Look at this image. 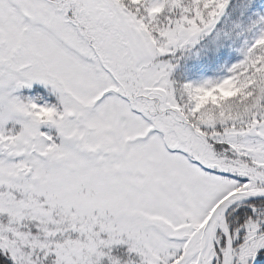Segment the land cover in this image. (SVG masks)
<instances>
[{"label": "snow or ice", "instance_id": "obj_1", "mask_svg": "<svg viewBox=\"0 0 264 264\" xmlns=\"http://www.w3.org/2000/svg\"><path fill=\"white\" fill-rule=\"evenodd\" d=\"M0 264H264V0H0Z\"/></svg>", "mask_w": 264, "mask_h": 264}, {"label": "trees", "instance_id": "obj_2", "mask_svg": "<svg viewBox=\"0 0 264 264\" xmlns=\"http://www.w3.org/2000/svg\"><path fill=\"white\" fill-rule=\"evenodd\" d=\"M176 55L181 58V62L177 65V69L173 75L176 79H183V74L188 69V66L191 65L192 60L190 57H183L180 52H178Z\"/></svg>", "mask_w": 264, "mask_h": 264}]
</instances>
